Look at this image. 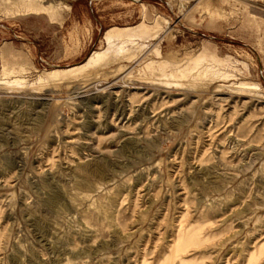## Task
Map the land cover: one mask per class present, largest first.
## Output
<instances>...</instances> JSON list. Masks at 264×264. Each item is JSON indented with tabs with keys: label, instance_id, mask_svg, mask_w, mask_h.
Segmentation results:
<instances>
[{
	"label": "rangeland",
	"instance_id": "obj_1",
	"mask_svg": "<svg viewBox=\"0 0 264 264\" xmlns=\"http://www.w3.org/2000/svg\"><path fill=\"white\" fill-rule=\"evenodd\" d=\"M0 264H264V0H0Z\"/></svg>",
	"mask_w": 264,
	"mask_h": 264
},
{
	"label": "bare ground",
	"instance_id": "obj_2",
	"mask_svg": "<svg viewBox=\"0 0 264 264\" xmlns=\"http://www.w3.org/2000/svg\"><path fill=\"white\" fill-rule=\"evenodd\" d=\"M24 1V0H23ZM18 2V1H17ZM31 3V2H30ZM32 4V3H31ZM17 5V4H16ZM26 7V6H25ZM19 8V7H17ZM138 34V33H144V34H149V30H147L145 28V26L143 24H140V25H137L136 27H132V28H111L109 29L106 33H105V36L103 37L108 43H112L114 42L115 40L117 41H120L122 43H126L128 41H130L133 36H135V34ZM107 51V50H106ZM97 54V53H96ZM101 54V53H100ZM103 54V53H102ZM99 55V54H98ZM101 56V55H100ZM201 55L199 57V60H200ZM100 57L98 56H93V57H89L88 61H86V64H96V60H99ZM99 63V62H98ZM93 64V65H94ZM84 65V64H83ZM81 67H83L82 65L80 67H73V68H70V69H67V70H63L62 72L64 73H75L77 71H79L78 69H80ZM86 67V65H85ZM88 67V66H87ZM195 67V66H194ZM83 69V68H82ZM58 72H61L58 71ZM53 75H52V72L48 73V75L45 77L46 79H50L52 78Z\"/></svg>",
	"mask_w": 264,
	"mask_h": 264
}]
</instances>
